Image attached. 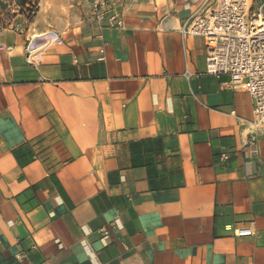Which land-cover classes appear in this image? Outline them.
<instances>
[{
	"label": "crops",
	"instance_id": "0c3cea01",
	"mask_svg": "<svg viewBox=\"0 0 264 264\" xmlns=\"http://www.w3.org/2000/svg\"><path fill=\"white\" fill-rule=\"evenodd\" d=\"M113 2L121 29L38 0L0 33V264H264V137L182 33L215 0Z\"/></svg>",
	"mask_w": 264,
	"mask_h": 264
},
{
	"label": "built area",
	"instance_id": "2783aa9c",
	"mask_svg": "<svg viewBox=\"0 0 264 264\" xmlns=\"http://www.w3.org/2000/svg\"><path fill=\"white\" fill-rule=\"evenodd\" d=\"M89 4L98 27L123 28L122 12L113 0H89ZM182 33L202 40L207 75L218 80L226 78L221 83L223 88L249 96L251 113L245 121L249 137L252 141L256 136L264 137V16L260 9L253 13L250 0H215L212 6L194 15ZM36 47V41H27V63H34ZM184 76L191 75L186 72ZM220 160H226V156ZM228 231L234 238L254 235L251 224L228 228Z\"/></svg>",
	"mask_w": 264,
	"mask_h": 264
},
{
	"label": "rangeland",
	"instance_id": "374dc122",
	"mask_svg": "<svg viewBox=\"0 0 264 264\" xmlns=\"http://www.w3.org/2000/svg\"><path fill=\"white\" fill-rule=\"evenodd\" d=\"M251 2V11L253 13H258V10L260 9V13L262 16H264V0H250ZM2 8H0V33H3L4 31H15L14 28L17 25H20V27L23 29L24 25L22 22L30 23L32 21L36 11L30 15L29 18H26V16L19 15L17 13V0H1ZM38 7V2H37ZM37 10V9H36ZM22 25V26H21Z\"/></svg>",
	"mask_w": 264,
	"mask_h": 264
},
{
	"label": "trees",
	"instance_id": "16d2710c",
	"mask_svg": "<svg viewBox=\"0 0 264 264\" xmlns=\"http://www.w3.org/2000/svg\"><path fill=\"white\" fill-rule=\"evenodd\" d=\"M37 2L38 0H17V13L19 15L26 16V18H29L30 15H32L36 9H37ZM1 0H0V8H2Z\"/></svg>",
	"mask_w": 264,
	"mask_h": 264
},
{
	"label": "water",
	"instance_id": "95a60500",
	"mask_svg": "<svg viewBox=\"0 0 264 264\" xmlns=\"http://www.w3.org/2000/svg\"><path fill=\"white\" fill-rule=\"evenodd\" d=\"M251 150L254 151V148H252ZM250 169H251V170H254V166H253V164H250Z\"/></svg>",
	"mask_w": 264,
	"mask_h": 264
}]
</instances>
